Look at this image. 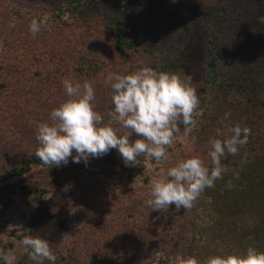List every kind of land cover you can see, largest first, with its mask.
I'll return each instance as SVG.
<instances>
[{"label": "trees", "instance_id": "16d2710c", "mask_svg": "<svg viewBox=\"0 0 264 264\" xmlns=\"http://www.w3.org/2000/svg\"><path fill=\"white\" fill-rule=\"evenodd\" d=\"M82 1L70 2L71 26L62 9L53 15L44 31L50 38L43 36L48 45H39L29 60L24 51L35 39L28 30L30 24L16 21L14 14L21 19L24 15L7 9L6 0H0V147L11 153L0 150V183L23 176L27 162L47 166L35 155L39 147L36 132L41 122L49 120L50 112L67 99L63 79L91 82L96 109L107 123L113 108L112 90L105 82L109 72L129 74L145 66L171 72L186 55L189 26L180 17L178 0H92L91 18L83 17L87 10L81 7ZM240 1L238 7L223 6L225 16L218 27L206 30H211L206 43V83L215 101L226 104L218 114L217 129L210 127L211 133L223 131L227 122L251 129L247 143L235 155L222 158L226 168L222 178L202 192L218 231L244 241L241 246L231 245L224 254L243 253L249 246L264 251V23L259 20L264 16V0ZM228 19L236 22L230 23V30L222 26ZM123 30L130 35L124 37ZM77 32L86 37L80 38ZM234 35L238 40H233ZM222 39L224 45H220ZM106 47L117 60L113 69L104 57L102 49ZM249 59L259 69L252 96L241 91L244 85L237 74ZM45 60L47 73L38 68ZM247 102H253L257 110L234 115L232 110ZM249 162L254 168L242 170ZM206 164L211 167L210 158ZM128 173L144 179L141 168ZM229 180H234L235 186L224 188ZM99 189L105 197L98 196ZM108 189L84 177H78L71 188L69 220L78 233L62 248L68 257L80 255L82 264H143L148 254L166 249L180 251L189 264L196 249L195 216L179 217L175 205L152 211L145 204L149 194L137 198L130 188L127 196L117 200L116 211L106 210L103 207L113 196L107 194ZM0 264L4 262L0 260ZM20 264L35 262L25 255Z\"/></svg>", "mask_w": 264, "mask_h": 264}, {"label": "rangeland", "instance_id": "374dc122", "mask_svg": "<svg viewBox=\"0 0 264 264\" xmlns=\"http://www.w3.org/2000/svg\"><path fill=\"white\" fill-rule=\"evenodd\" d=\"M71 1L6 0L7 9L11 11L15 10L19 14L24 15V19H21L14 14L13 17L16 18V21L20 20L27 24H30L33 18L42 21L41 31L35 35L33 34L35 39L24 51V55L29 60L33 59L32 56L35 52H38L37 47L48 45V41H45L43 36L46 38L50 37L44 31H46L45 29L48 27L55 13L58 14L59 10L62 9L64 12L63 18L70 22V26L73 24L74 18L70 10ZM178 1L181 4L180 17L189 26V31L186 33L188 49L183 60L170 73H176L185 80L190 78L191 86L197 89L200 104L198 110L193 115V119L196 121L195 125L185 126L186 128L184 129L181 128L183 124L178 125L180 132L173 144L167 149L168 159L161 162H156L153 158L141 154L137 158L139 161L137 165L126 166L122 157L115 149L110 150L103 156L90 158L87 164L83 161L73 163L71 162V157L68 164H61L60 166H36L27 162L24 166L25 174L23 176L0 183V251L6 252L13 258L9 264H20L23 257L27 255L25 246L20 243L24 235H39L49 240L50 246L57 257L55 264H82L80 255L76 254L71 258L62 249L78 233L74 229V226L70 225L71 221L69 220L70 207L73 204L69 199L70 191L78 177L87 178L89 181L92 180L95 184L109 186L107 194L110 196L113 194L112 202L109 200L105 204L106 208L103 207V209L116 211L119 207L117 206V200L127 196L126 193H129L128 188H130L131 193L137 196V198L141 194H149L152 181L163 176L167 168L173 166L179 159L200 156L205 163L209 161L207 155L210 148L209 140L210 138H219L217 133L213 134L215 137L212 135L211 132L213 130L211 129H217L218 114L223 112V106H226V104L224 101L222 103L215 101L212 90L206 83V43L209 38L207 33L211 31L209 30L206 33V30L212 29L215 26L218 27V22L225 16L221 10L223 6L231 8L236 5L238 7L241 1ZM145 3L149 2L145 0ZM93 4L92 0L82 1L81 7L87 10L83 14V17L89 16L91 18L94 16V13H92ZM240 12H238V16ZM227 21L226 23H222V26L230 30V23L235 24L236 22H231V19ZM121 32L124 37L130 35L128 31L123 30ZM76 35L80 38L86 37L80 34V32H77ZM234 38L233 40H238L236 35H234ZM243 39L246 42L248 41L245 37ZM247 43L251 44V42ZM53 44H57V40L53 41ZM224 44L225 41L222 39L220 45ZM102 50H104V57L109 67L113 69V65L117 64L116 58L111 55V51H108V47ZM253 52L254 50H252L251 54ZM250 56L254 58V55ZM32 66L35 67V65ZM38 68H42L41 70L47 73V61L45 60V62L40 63ZM36 71L33 75L36 74ZM237 74L244 85L241 91H246V94L252 96L255 92L254 84L256 83V77H259V69H257L256 64L252 63L249 59L237 71ZM34 78L38 79L35 76ZM232 102L236 101L233 99ZM247 103H244V106H241L239 110H237L238 106H236L232 110L234 115L237 117L242 116V114L250 115V112L257 110L253 106V102ZM210 127L213 128L210 129ZM136 138L134 135L131 139L134 140ZM0 150L2 153L11 156L8 150L2 149V147H0ZM139 168H141V173H143L146 181L137 178L136 176L138 175H128V170L131 169L134 172L139 170ZM250 168H254V165L249 162L241 169L246 170ZM234 186L235 181L229 180L224 188L229 189ZM96 193L101 194H97L98 196L105 194L101 189ZM184 215L195 216L198 224L196 249L190 254V260H196L199 264H204L208 257L224 254L225 250L230 248L231 245L241 246L244 243L243 240L234 236L224 235L218 231L215 225V215L204 201L202 193L190 209H178V216ZM102 251H105V248H102ZM43 264H50V262L44 260ZM143 264H187V260L180 251H168L164 249L148 254Z\"/></svg>", "mask_w": 264, "mask_h": 264}, {"label": "clouds", "instance_id": "9594fccd", "mask_svg": "<svg viewBox=\"0 0 264 264\" xmlns=\"http://www.w3.org/2000/svg\"><path fill=\"white\" fill-rule=\"evenodd\" d=\"M264 23V16L259 18ZM42 21L33 18L29 32L41 31ZM105 82L112 90L111 119L105 123L96 109V93L91 82L65 78L61 81L67 99L41 122L36 132L39 147L35 155L45 165L60 166L71 162L88 163L90 158L103 156L115 149L126 166L139 163L144 154L156 162L168 159L170 147L180 132L179 124L195 125L194 113L199 108L197 89L176 73L156 71L145 66L129 74L109 72ZM228 114H226L227 116ZM115 125V126H114ZM251 129L241 124H223L217 130L221 138H210L207 153L209 167L200 156L179 159L166 173L151 184L145 204L152 211L175 205L190 209L206 188L222 178L226 168L221 163L226 154L235 155L245 145ZM137 138L132 140L133 136ZM75 152V154H73ZM20 243L30 260L55 264L57 259L49 240L39 235H24ZM13 259L0 251V260L9 264ZM189 264H198L191 260ZM204 264H264V251L249 246L243 253L213 255Z\"/></svg>", "mask_w": 264, "mask_h": 264}]
</instances>
